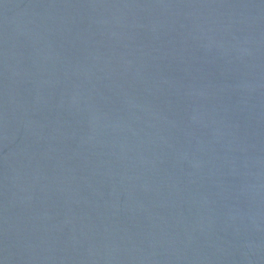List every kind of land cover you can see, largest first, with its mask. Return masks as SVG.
Instances as JSON below:
<instances>
[{
    "label": "water",
    "instance_id": "water-1",
    "mask_svg": "<svg viewBox=\"0 0 264 264\" xmlns=\"http://www.w3.org/2000/svg\"><path fill=\"white\" fill-rule=\"evenodd\" d=\"M0 264H264V0H0Z\"/></svg>",
    "mask_w": 264,
    "mask_h": 264
}]
</instances>
